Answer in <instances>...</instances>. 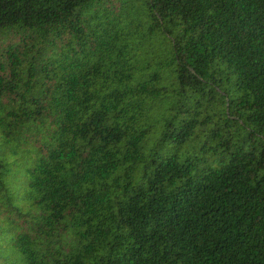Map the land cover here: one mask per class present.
I'll return each mask as SVG.
<instances>
[{"label": "trees", "instance_id": "obj_1", "mask_svg": "<svg viewBox=\"0 0 264 264\" xmlns=\"http://www.w3.org/2000/svg\"><path fill=\"white\" fill-rule=\"evenodd\" d=\"M0 264H264V0H0Z\"/></svg>", "mask_w": 264, "mask_h": 264}]
</instances>
